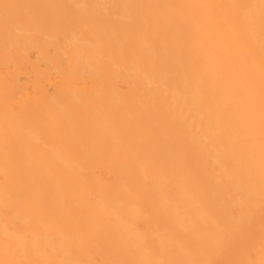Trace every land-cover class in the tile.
Segmentation results:
<instances>
[{
  "label": "bare ground",
  "instance_id": "bare-ground-1",
  "mask_svg": "<svg viewBox=\"0 0 264 264\" xmlns=\"http://www.w3.org/2000/svg\"><path fill=\"white\" fill-rule=\"evenodd\" d=\"M0 264H264V0H0Z\"/></svg>",
  "mask_w": 264,
  "mask_h": 264
}]
</instances>
